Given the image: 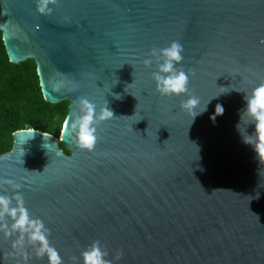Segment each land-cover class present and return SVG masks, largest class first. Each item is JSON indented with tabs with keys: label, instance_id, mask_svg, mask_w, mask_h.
<instances>
[{
	"label": "water",
	"instance_id": "obj_1",
	"mask_svg": "<svg viewBox=\"0 0 264 264\" xmlns=\"http://www.w3.org/2000/svg\"><path fill=\"white\" fill-rule=\"evenodd\" d=\"M0 0L11 63L33 60L46 102H68L59 138L17 131L0 156V195L46 229L61 264L98 241L111 264H264V157L243 137L245 93L264 81V0ZM188 94L162 97L150 51L171 41ZM195 96L206 110L181 109ZM119 97V98H117ZM86 98L113 116L93 150L70 127ZM224 111L215 113V106ZM239 124V129L237 125ZM62 143L70 154L60 147ZM0 217V264H49ZM119 254V259H116Z\"/></svg>",
	"mask_w": 264,
	"mask_h": 264
},
{
	"label": "clouds",
	"instance_id": "obj_2",
	"mask_svg": "<svg viewBox=\"0 0 264 264\" xmlns=\"http://www.w3.org/2000/svg\"><path fill=\"white\" fill-rule=\"evenodd\" d=\"M56 3V0H36V11L39 14L48 15L52 12L50 4ZM264 44V39L260 41ZM183 47L173 40L168 46L155 49L153 48L149 56L152 59H145L143 65L147 68L153 63V58L156 61V70L152 72L151 77L155 83V91L162 97L179 96L188 94V83L191 71L185 72L180 67ZM119 98V97H117ZM245 107L240 114V118H247L249 124L254 126L253 135L243 137L244 142L251 144L257 157H264V81L252 88L250 93H245ZM199 99L189 95L184 100L180 107L192 114V119L206 110L205 105L202 110H198ZM80 115L75 121H72L70 127L76 130L75 144L80 149L93 150L97 141L96 127L97 121H104L113 116L112 111L105 105L96 111V106L86 98H81L79 101ZM224 111L222 105L215 106V113L211 117L215 119L216 115L222 114ZM239 124L237 128L239 129ZM16 206L10 207V200L7 196L0 195V217L7 214L13 218L11 225L13 230H19L21 233H27L30 241H38L37 255L47 254L49 264H61V260L57 252L48 245L46 239V229L38 219H31L26 208L23 207V197L16 194ZM0 227H3L0 225ZM107 253L100 247L98 241L88 246L81 252L82 264H111L105 259ZM116 259H119V254Z\"/></svg>",
	"mask_w": 264,
	"mask_h": 264
},
{
	"label": "trees",
	"instance_id": "obj_3",
	"mask_svg": "<svg viewBox=\"0 0 264 264\" xmlns=\"http://www.w3.org/2000/svg\"><path fill=\"white\" fill-rule=\"evenodd\" d=\"M68 102L45 101L33 60L10 62L0 31V156L12 150L13 135L34 129L59 138L68 115ZM67 154L69 150L60 143Z\"/></svg>",
	"mask_w": 264,
	"mask_h": 264
}]
</instances>
